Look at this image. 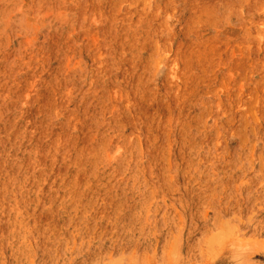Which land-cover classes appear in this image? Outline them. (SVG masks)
I'll return each mask as SVG.
<instances>
[{
    "label": "rangeland",
    "instance_id": "obj_1",
    "mask_svg": "<svg viewBox=\"0 0 264 264\" xmlns=\"http://www.w3.org/2000/svg\"><path fill=\"white\" fill-rule=\"evenodd\" d=\"M0 264H264V0H0Z\"/></svg>",
    "mask_w": 264,
    "mask_h": 264
}]
</instances>
